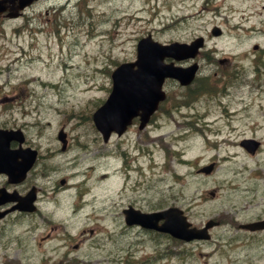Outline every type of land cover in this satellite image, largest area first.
<instances>
[{
	"label": "rangeland",
	"instance_id": "374dc122",
	"mask_svg": "<svg viewBox=\"0 0 264 264\" xmlns=\"http://www.w3.org/2000/svg\"><path fill=\"white\" fill-rule=\"evenodd\" d=\"M63 1L34 4L30 20L0 19V121L29 124L26 140L45 151L38 158L44 170L33 184L37 210L26 216L33 219L34 231L19 234L21 246L11 262L58 261L57 255L79 242L80 250L69 251L77 261L69 264H264V233L247 242L236 224L220 218L243 221L264 209V143L254 155L237 143L252 135L264 142V0ZM59 8L66 25L45 26L44 9L57 13ZM216 26L219 35L211 32ZM148 32L161 42L202 36L205 44L196 57L200 71L212 73L213 84L222 90L207 96L209 105L197 97L189 109L181 107L189 118L200 119L195 130L178 126L176 119L184 116L174 112L162 114L165 122L156 119L146 131L135 125L105 143L84 112L91 115L105 98L111 70L135 59L136 42ZM239 68L245 76L236 72ZM224 71L252 80L227 82L231 79L226 81ZM168 91L162 104L166 111L191 90L172 82ZM208 120L216 125L208 134L216 148L202 131L209 133L202 127ZM60 128L68 139L63 150L56 140ZM166 145L183 151L189 162L171 150L165 153ZM49 151L55 152L50 160ZM212 160L217 162L210 175L193 173ZM29 183L20 185V192ZM207 189L215 195L202 196ZM173 202L185 206L193 225L211 216L221 224L210 229L208 241L173 245L165 239L154 244L136 228L124 227L123 206L147 210ZM21 218L18 233L28 222ZM65 230L72 237L60 248ZM94 243L97 247H90Z\"/></svg>",
	"mask_w": 264,
	"mask_h": 264
},
{
	"label": "water",
	"instance_id": "95a60500",
	"mask_svg": "<svg viewBox=\"0 0 264 264\" xmlns=\"http://www.w3.org/2000/svg\"><path fill=\"white\" fill-rule=\"evenodd\" d=\"M3 9L0 6V11ZM9 15L15 16L16 13H9ZM212 31L218 32L216 28ZM202 44V37H197L190 43L173 41L166 44L153 40L150 34L141 37L136 46V59L122 62L112 71L111 91L103 104L93 112V121L102 132L103 138L106 140L111 130H115L118 134L121 133L135 115L140 116L139 127H142L149 115L156 109L158 102L164 97V91L161 88L164 78L166 76L175 77L181 84H186L192 79L196 70L195 63L182 67L172 62L165 63L163 58L166 56L176 59L193 57ZM246 145L253 149L256 143L247 140ZM209 168L210 166H207L204 169ZM33 199L34 192L31 190L24 197L22 207L32 209ZM162 214L163 212L137 215L136 221L145 223L148 222L150 216L157 219ZM174 218L179 219L177 216ZM207 226L209 224H206L205 228ZM246 226L264 227V220L246 224ZM159 228L184 239L208 237V234L204 233L205 228L200 230L194 227L188 228L186 222L163 223Z\"/></svg>",
	"mask_w": 264,
	"mask_h": 264
},
{
	"label": "flooded vegetation",
	"instance_id": "af4514ba",
	"mask_svg": "<svg viewBox=\"0 0 264 264\" xmlns=\"http://www.w3.org/2000/svg\"><path fill=\"white\" fill-rule=\"evenodd\" d=\"M6 6L8 7H12L13 5H16L18 0H4ZM49 0H36L34 1L30 6H33L36 3H41V2H47ZM28 6V8L30 7ZM28 8H24L21 12L22 15L26 14V11ZM7 11H4L0 14V19L5 20V14ZM35 16L34 14H30V15H26L23 17H26L27 19L30 20L31 17ZM42 17L45 19L44 22L46 23H51L56 21L59 18V14L57 13H50L45 11V13L42 15ZM6 20H10V19H6ZM188 90L191 89V86H185ZM198 87H203L204 89H206V85H202L199 84ZM207 92V91H206ZM28 141V142H27ZM18 145H21L23 147H34V144L31 143L28 139L26 140V138L23 140V142L21 141H16L13 139H10L8 141V148L9 151H12L13 149L17 148ZM41 154V153H40ZM47 157H49L50 160V156L47 155ZM39 158V153H38V157L36 162H34V164L32 165V167L28 170L25 178L18 182H10L8 180V176L4 173H0V188H5L8 192L11 191H16L18 194H24L25 192H20L19 187L20 185H22L25 181H29V186L32 187L34 182L36 181V177L39 178L40 173L44 170V166L42 163H40L38 161ZM65 178V177H64ZM62 179L60 181V184L63 185L65 183V179ZM27 186V185H25ZM3 201V199L0 197V210H5V209H9L12 208V206L15 204V201H5L3 203H1ZM34 212H26V211H19L17 209H11L10 211L6 212L2 217H0V258H10L12 256H15L16 253H18V250L21 246V244H19V234L22 233L23 235H25V233L27 232H33L34 231V226L35 224L33 223V219H27L26 216L29 215H33ZM24 217L28 222L25 223V228L21 230V232L18 233V231H15L16 226L18 225L19 219H22L21 217ZM124 227H129L127 225H124ZM135 228H137L139 231L142 230L140 227L138 226H134ZM264 232V231H263ZM62 235L64 236V238L60 239L61 247L60 248H66L65 244H70L68 242V240L66 239H70L72 236L70 235L69 230H65V232L62 233ZM84 238V235L83 237ZM80 238V239H82ZM79 239V240H80ZM79 243V242H78ZM77 242H75L73 244V248L74 250H72V247L66 248V250L64 252H62L60 254L61 258H69L70 256H72V258L76 257L75 255H70L69 251H73L76 252L78 250H80L79 248L82 247L78 244ZM90 244V243H88ZM90 247H97L96 243L90 245ZM53 251L58 250V247H53L52 248Z\"/></svg>",
	"mask_w": 264,
	"mask_h": 264
}]
</instances>
